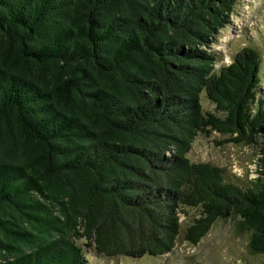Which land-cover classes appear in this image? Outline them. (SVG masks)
I'll return each mask as SVG.
<instances>
[{
    "label": "trees",
    "instance_id": "obj_1",
    "mask_svg": "<svg viewBox=\"0 0 264 264\" xmlns=\"http://www.w3.org/2000/svg\"><path fill=\"white\" fill-rule=\"evenodd\" d=\"M236 0H0V264L158 256L237 217L264 253L259 52L215 68ZM222 112H204L200 94ZM261 137L254 187L187 153Z\"/></svg>",
    "mask_w": 264,
    "mask_h": 264
},
{
    "label": "rangeland",
    "instance_id": "obj_2",
    "mask_svg": "<svg viewBox=\"0 0 264 264\" xmlns=\"http://www.w3.org/2000/svg\"><path fill=\"white\" fill-rule=\"evenodd\" d=\"M246 46L259 52L260 83L257 95L264 96V0H236L227 23L209 47L217 55L215 68L229 64L235 53ZM200 98L204 112L222 115L204 91ZM235 135L217 131L198 133L187 156L193 162H209L220 166L226 181L242 187H254L262 139L257 137L252 143L228 141ZM198 216L196 208L179 209L181 232L172 250L163 255L105 258L95 252L93 247L85 246L84 239H78L77 243L84 248L89 264H264V253L250 250V232L244 224L238 222L237 217L217 219L195 245L184 240V229Z\"/></svg>",
    "mask_w": 264,
    "mask_h": 264
}]
</instances>
